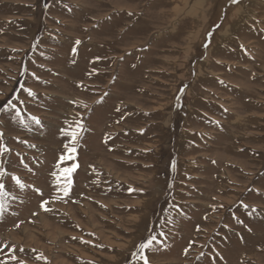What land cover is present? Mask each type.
<instances>
[{
    "label": "rangeland",
    "instance_id": "1",
    "mask_svg": "<svg viewBox=\"0 0 264 264\" xmlns=\"http://www.w3.org/2000/svg\"><path fill=\"white\" fill-rule=\"evenodd\" d=\"M145 259L264 264V0H0V264Z\"/></svg>",
    "mask_w": 264,
    "mask_h": 264
},
{
    "label": "snow or ice",
    "instance_id": "2",
    "mask_svg": "<svg viewBox=\"0 0 264 264\" xmlns=\"http://www.w3.org/2000/svg\"><path fill=\"white\" fill-rule=\"evenodd\" d=\"M28 94L32 95L30 90L28 91ZM72 135H73V139H75V133H73ZM17 183H19V181H17ZM21 187H23V186L21 185ZM153 240H155V237H152L151 239L147 240L146 243L141 244L140 245L141 251H143L146 248H149L151 246ZM145 264H147V260L146 259H145Z\"/></svg>",
    "mask_w": 264,
    "mask_h": 264
},
{
    "label": "water",
    "instance_id": "3",
    "mask_svg": "<svg viewBox=\"0 0 264 264\" xmlns=\"http://www.w3.org/2000/svg\"><path fill=\"white\" fill-rule=\"evenodd\" d=\"M239 0H229V2H232V3H236L238 2Z\"/></svg>",
    "mask_w": 264,
    "mask_h": 264
},
{
    "label": "bare ground",
    "instance_id": "4",
    "mask_svg": "<svg viewBox=\"0 0 264 264\" xmlns=\"http://www.w3.org/2000/svg\"><path fill=\"white\" fill-rule=\"evenodd\" d=\"M239 9H241V8H239Z\"/></svg>",
    "mask_w": 264,
    "mask_h": 264
}]
</instances>
